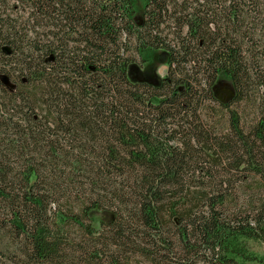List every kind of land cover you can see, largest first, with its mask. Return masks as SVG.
<instances>
[{
	"label": "trees",
	"instance_id": "trees-1",
	"mask_svg": "<svg viewBox=\"0 0 264 264\" xmlns=\"http://www.w3.org/2000/svg\"><path fill=\"white\" fill-rule=\"evenodd\" d=\"M155 52L162 82L132 80ZM261 242L264 0H0V264H264Z\"/></svg>",
	"mask_w": 264,
	"mask_h": 264
},
{
	"label": "rangeland",
	"instance_id": "rangeland-1",
	"mask_svg": "<svg viewBox=\"0 0 264 264\" xmlns=\"http://www.w3.org/2000/svg\"><path fill=\"white\" fill-rule=\"evenodd\" d=\"M168 71L167 55L163 52H155L145 56L144 62L130 68V78L134 81H148L160 84ZM216 95L222 101H228L234 96V88L231 81L221 77L215 87ZM112 215L108 212H94L92 220L94 227L99 229L102 223L112 220ZM250 247L257 253L264 255V242L251 243Z\"/></svg>",
	"mask_w": 264,
	"mask_h": 264
},
{
	"label": "water",
	"instance_id": "water-1",
	"mask_svg": "<svg viewBox=\"0 0 264 264\" xmlns=\"http://www.w3.org/2000/svg\"><path fill=\"white\" fill-rule=\"evenodd\" d=\"M6 53H10L9 50L7 48L4 49ZM4 81L7 82V79L4 78Z\"/></svg>",
	"mask_w": 264,
	"mask_h": 264
}]
</instances>
